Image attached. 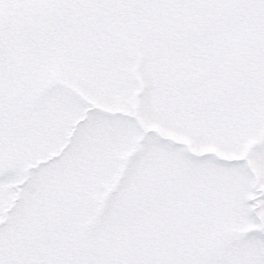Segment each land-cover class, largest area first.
<instances>
[{
    "label": "snow or ice",
    "instance_id": "obj_1",
    "mask_svg": "<svg viewBox=\"0 0 264 264\" xmlns=\"http://www.w3.org/2000/svg\"><path fill=\"white\" fill-rule=\"evenodd\" d=\"M0 264H264V0H0Z\"/></svg>",
    "mask_w": 264,
    "mask_h": 264
}]
</instances>
